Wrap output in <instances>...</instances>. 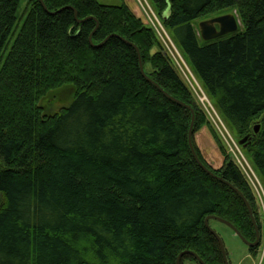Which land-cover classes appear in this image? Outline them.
<instances>
[{
  "label": "trees",
  "instance_id": "obj_1",
  "mask_svg": "<svg viewBox=\"0 0 264 264\" xmlns=\"http://www.w3.org/2000/svg\"><path fill=\"white\" fill-rule=\"evenodd\" d=\"M149 2L264 182V0ZM42 3L0 0V264H175L187 250L225 264L210 216L255 241L241 198L192 157L191 112L140 74L121 40L152 68L148 79L192 106L153 30L124 4ZM226 8L242 30L203 41L193 23ZM60 91L70 101L50 114L44 100ZM192 107L197 129L204 118ZM223 155L210 171L260 229L254 195Z\"/></svg>",
  "mask_w": 264,
  "mask_h": 264
},
{
  "label": "rangeland",
  "instance_id": "obj_2",
  "mask_svg": "<svg viewBox=\"0 0 264 264\" xmlns=\"http://www.w3.org/2000/svg\"><path fill=\"white\" fill-rule=\"evenodd\" d=\"M97 2L104 6H119L121 4H124L135 15V17L142 22L145 27L153 30L160 43L163 45L165 52L171 59L170 61L172 62V65L174 66L180 80L189 92L192 106H197L202 114V117L204 118V123L201 126L196 129L193 122L192 127L191 142L197 159L209 171H215L221 169V167L223 166V162L225 159L223 151L224 153L226 152L232 162L243 174V177L247 181V184L251 192L253 193L255 188L258 187L256 180L252 177L251 174H249L251 178L250 180L245 176L244 172L236 163L235 157H233L230 152L232 150L235 154L239 153V155L245 158L247 163L250 165V168L252 169L250 160L242 149L243 143L241 145L239 144L241 139L239 140L235 132L221 118L220 114L215 109L213 102L207 95L206 91L203 89L202 84L194 75V72L191 69L190 65L184 59L177 46H175L170 33L163 27L161 20L152 9L149 0H97ZM22 7L23 1L20 2L19 11L22 9ZM224 15H233L238 24L237 30H242V24L237 10L226 8L196 20L193 23V27L196 30L197 35L199 36L198 27L201 23L209 22ZM198 42L201 44L200 40H198ZM144 68L148 73L152 72V68L148 66H145ZM70 96V92L60 91L57 94H53L52 96H49L47 99H45L44 104L48 107V111L51 114L58 108L67 106L68 102L70 101ZM192 106L189 105L188 107L192 111L195 121V112ZM257 126L259 127V125H256V127ZM235 146L237 149L235 148ZM229 147L231 148V150H229ZM252 171L258 179L261 189L264 190V182L257 176L254 170ZM254 198L256 209L258 212V220L260 222V229L258 227L260 239L258 246L254 247L257 248V250L253 254H250L248 252L247 246L238 237H236L228 227L218 222L210 223L209 227L218 236L224 247L228 264H264V215L262 210L259 209L260 205H258L256 196H254ZM182 264L199 263L197 261L187 259L184 260Z\"/></svg>",
  "mask_w": 264,
  "mask_h": 264
},
{
  "label": "water",
  "instance_id": "obj_3",
  "mask_svg": "<svg viewBox=\"0 0 264 264\" xmlns=\"http://www.w3.org/2000/svg\"><path fill=\"white\" fill-rule=\"evenodd\" d=\"M40 2V4L42 5L43 8L44 5L42 3V0H38ZM75 13V12H74ZM76 15V14H75ZM79 22H82V21H79ZM238 29V24H237V21L235 19V17L233 15H224V16H221L219 18H216L214 20H211L209 22H203L199 25L198 27V34L200 36V38L205 41V42H209V41H213V40H216L218 38H221V37H224L226 35H229V34H232L234 32H236ZM121 39V38H120ZM107 40V39H106ZM105 40V41H106ZM122 41H124L125 43H127L129 46H131L132 48H134L135 52H136V55H137V58H138V62H139V71H140V74L146 79L148 80L160 93H162L164 95V97L168 98L170 101L178 104L179 106L183 107V108H186L188 109L190 112H191V122H190V126H189V130H188V135H187V139H188V145H189V149H190V152L192 154V157L194 158L195 162L199 165V167L206 173L208 174L210 177L218 180L219 182L227 185L229 188H231L240 198L241 200L243 201V203L245 204L246 206V209L249 213V216H250V220L253 224V227H254V230H255V234H256V239L255 241L252 243V242H248L247 240H245L242 235L236 230V228H234L230 223H228L227 221L221 219V218H218V217H214V216H210V217H207L205 218L204 220V225L205 227L207 228V230L210 232V234H212V236H214V238L216 239V241L218 242V245H219V248H220V252H221V255H222V258L224 260V263L225 264H228L227 263V260H226V253H225V250H224V247L220 241V239L218 238V236L212 231V229L209 227L208 225V222L210 220H213V221H216L218 223H221L223 225H225L226 227H228L236 237H238L246 246L247 248H254V247H257L258 244H259V230H258V227L256 225V222H255V219H254V216L252 214V210L248 204V202L244 199V197L241 195V193L235 189L233 186H231L230 184H228L227 182H225L224 180H222L221 178L215 176L211 171H209L206 167H204L200 161L197 159L195 153H194V150L192 148V142H191V136H192V127H193V122H194V116H193V113L192 111L190 110V108L188 106H186L185 104H183L182 102L174 99L172 96L168 95L166 92H164L157 84H155L153 81H151L150 79L147 78V76L145 75L144 71H143V66H142V63H141V60H140V55H139V52H138V49L130 42L128 41H125L123 39H121ZM89 43L91 44V36L89 37L88 39ZM104 41V42H105ZM104 42H102L101 44H99L98 46L96 47H100L104 44ZM259 127L257 126L254 130V132L256 133L258 131ZM245 139L241 140L239 142V144L241 145L243 142H244ZM191 256L193 257L199 264H204L199 258L198 256H196L192 251H183L181 252L178 256H177V259H176V263L175 264H180L181 263V259L184 257V256Z\"/></svg>",
  "mask_w": 264,
  "mask_h": 264
},
{
  "label": "built area",
  "instance_id": "obj_4",
  "mask_svg": "<svg viewBox=\"0 0 264 264\" xmlns=\"http://www.w3.org/2000/svg\"><path fill=\"white\" fill-rule=\"evenodd\" d=\"M235 148H236V146H235ZM229 150H231L230 147H229ZM230 152L233 155V157H235L236 163L238 164L239 168L244 172L245 176L250 180L251 178H250L249 174H251L252 177L256 180L258 187L255 188L253 194H254V196H256L258 205H260L259 209L262 210L263 215H264V190L261 189L260 183L252 171L253 169L250 168V165L247 163L245 158L242 157L241 155H239V153L235 154L232 150Z\"/></svg>",
  "mask_w": 264,
  "mask_h": 264
}]
</instances>
